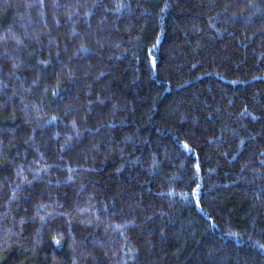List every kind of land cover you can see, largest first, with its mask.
Listing matches in <instances>:
<instances>
[{"label": "trees", "instance_id": "trees-1", "mask_svg": "<svg viewBox=\"0 0 264 264\" xmlns=\"http://www.w3.org/2000/svg\"><path fill=\"white\" fill-rule=\"evenodd\" d=\"M0 264H264V0H0Z\"/></svg>", "mask_w": 264, "mask_h": 264}, {"label": "snow or ice", "instance_id": "snow-or-ice-1", "mask_svg": "<svg viewBox=\"0 0 264 264\" xmlns=\"http://www.w3.org/2000/svg\"><path fill=\"white\" fill-rule=\"evenodd\" d=\"M185 147H187V146H185Z\"/></svg>", "mask_w": 264, "mask_h": 264}]
</instances>
